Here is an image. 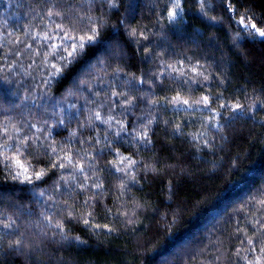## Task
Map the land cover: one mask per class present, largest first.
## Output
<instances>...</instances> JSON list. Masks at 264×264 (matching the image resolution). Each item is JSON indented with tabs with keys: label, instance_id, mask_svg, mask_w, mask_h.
I'll return each mask as SVG.
<instances>
[{
	"label": "trees",
	"instance_id": "obj_1",
	"mask_svg": "<svg viewBox=\"0 0 264 264\" xmlns=\"http://www.w3.org/2000/svg\"><path fill=\"white\" fill-rule=\"evenodd\" d=\"M242 16L264 29V0H0V264H264Z\"/></svg>",
	"mask_w": 264,
	"mask_h": 264
},
{
	"label": "snow or ice",
	"instance_id": "obj_2",
	"mask_svg": "<svg viewBox=\"0 0 264 264\" xmlns=\"http://www.w3.org/2000/svg\"><path fill=\"white\" fill-rule=\"evenodd\" d=\"M179 7H180V5L177 2L175 4V6H174V9L169 12L170 19H174L175 18V16L177 15V12H176L175 9H179ZM49 15H52V13L49 12ZM239 24L243 25L244 29H248L250 34H253V35L258 34L260 38L264 39V29L258 28L255 24H251V26L249 27V24L245 22V17L244 16L241 17V19L239 21ZM252 30H254V32ZM92 31H93L92 35L80 36L78 42L72 43L71 47H66L65 48L66 55L61 57V59L63 61H65V63L63 65V67L56 68V72L53 73V75L62 73L66 68H68L74 62H76V60L78 58H80L83 54H85L88 45L96 39L95 29H93ZM45 38H47V37H45ZM65 39L71 41V37L65 36ZM183 103L187 104L188 101H184ZM203 103L205 105H207V103H208V97L207 96H205L203 98ZM235 108H240V105H236ZM100 118H101L100 114L97 113L96 114V119H100ZM6 146H7V144L5 143V145H3L2 147H6ZM52 151L55 152L56 149L53 148ZM65 159L70 160V157L65 156ZM17 163H19V162H17ZM60 167H64V165H60ZM26 171H27V169H25V172ZM43 175H44L43 171L35 173V177L37 179L41 178ZM24 179L25 180H30V178L27 175H24ZM84 223L87 224L88 220H85ZM4 227L7 228V227H10V225L5 224ZM17 243H19V242H17ZM249 243H251V240L249 241ZM261 251H264V249H262ZM257 260H259V258H257Z\"/></svg>",
	"mask_w": 264,
	"mask_h": 264
},
{
	"label": "rangeland",
	"instance_id": "obj_3",
	"mask_svg": "<svg viewBox=\"0 0 264 264\" xmlns=\"http://www.w3.org/2000/svg\"><path fill=\"white\" fill-rule=\"evenodd\" d=\"M246 23H248L249 24V27L251 26V22L250 21H245ZM243 26V25H242ZM249 31V30H248ZM253 32H254V30H252ZM250 33V32H249ZM253 35V34H252ZM255 36H257V37H259V35L258 34H255Z\"/></svg>",
	"mask_w": 264,
	"mask_h": 264
}]
</instances>
